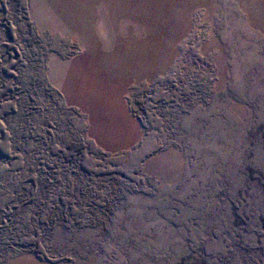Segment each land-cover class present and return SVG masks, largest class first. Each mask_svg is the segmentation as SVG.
<instances>
[{
  "label": "rangeland",
  "instance_id": "obj_1",
  "mask_svg": "<svg viewBox=\"0 0 264 264\" xmlns=\"http://www.w3.org/2000/svg\"><path fill=\"white\" fill-rule=\"evenodd\" d=\"M81 53L132 150L50 81ZM0 264H264V0H0Z\"/></svg>",
  "mask_w": 264,
  "mask_h": 264
},
{
  "label": "crops",
  "instance_id": "obj_2",
  "mask_svg": "<svg viewBox=\"0 0 264 264\" xmlns=\"http://www.w3.org/2000/svg\"><path fill=\"white\" fill-rule=\"evenodd\" d=\"M49 71L50 81L63 93L68 105L87 116L90 133L99 148L121 154L137 146L142 130L130 113L125 80L108 77L89 53L56 61Z\"/></svg>",
  "mask_w": 264,
  "mask_h": 264
},
{
  "label": "trees",
  "instance_id": "obj_3",
  "mask_svg": "<svg viewBox=\"0 0 264 264\" xmlns=\"http://www.w3.org/2000/svg\"><path fill=\"white\" fill-rule=\"evenodd\" d=\"M47 184H48V182H47ZM45 188H46V189H48V186H47V185H45Z\"/></svg>",
  "mask_w": 264,
  "mask_h": 264
}]
</instances>
